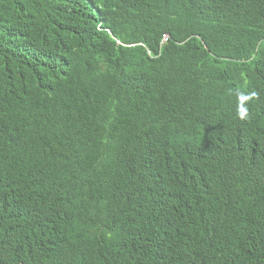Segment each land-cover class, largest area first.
<instances>
[{
    "label": "trees",
    "instance_id": "trees-1",
    "mask_svg": "<svg viewBox=\"0 0 264 264\" xmlns=\"http://www.w3.org/2000/svg\"><path fill=\"white\" fill-rule=\"evenodd\" d=\"M0 264H264V0H0Z\"/></svg>",
    "mask_w": 264,
    "mask_h": 264
},
{
    "label": "built area",
    "instance_id": "built-area-1",
    "mask_svg": "<svg viewBox=\"0 0 264 264\" xmlns=\"http://www.w3.org/2000/svg\"><path fill=\"white\" fill-rule=\"evenodd\" d=\"M167 41H168V38L166 37L165 40H164V42H167Z\"/></svg>",
    "mask_w": 264,
    "mask_h": 264
},
{
    "label": "clouds",
    "instance_id": "clouds-1",
    "mask_svg": "<svg viewBox=\"0 0 264 264\" xmlns=\"http://www.w3.org/2000/svg\"><path fill=\"white\" fill-rule=\"evenodd\" d=\"M243 118V117H242Z\"/></svg>",
    "mask_w": 264,
    "mask_h": 264
}]
</instances>
